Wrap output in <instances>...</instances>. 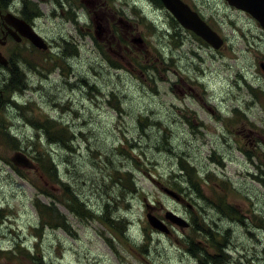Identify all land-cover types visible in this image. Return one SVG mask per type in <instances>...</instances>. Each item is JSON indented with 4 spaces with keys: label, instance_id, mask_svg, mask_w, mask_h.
<instances>
[{
    "label": "rangeland",
    "instance_id": "374dc122",
    "mask_svg": "<svg viewBox=\"0 0 264 264\" xmlns=\"http://www.w3.org/2000/svg\"><path fill=\"white\" fill-rule=\"evenodd\" d=\"M184 1L220 47L154 0H5L49 48L0 45V264H264V28Z\"/></svg>",
    "mask_w": 264,
    "mask_h": 264
},
{
    "label": "water",
    "instance_id": "95a60500",
    "mask_svg": "<svg viewBox=\"0 0 264 264\" xmlns=\"http://www.w3.org/2000/svg\"><path fill=\"white\" fill-rule=\"evenodd\" d=\"M164 6L174 15V17L186 28L193 30L198 35L202 36L205 40L210 42L214 47L218 48L223 43V39L215 32L210 26L183 0H161ZM230 5H233L239 9H243L251 13L256 19L259 20L264 27V0H227ZM3 19L7 26H9V33L17 41H21L22 37L28 38L35 46L40 49H47L48 44L44 38L34 29V27L26 20L18 17L12 12H8L3 16ZM7 42V35L0 37V44L4 45ZM0 63L7 65L9 59L0 51ZM264 68V64L261 65ZM12 161L16 165H20L27 168H34L32 161L22 152H16L12 156ZM162 190L175 198L178 201L184 202V198L176 190L160 184ZM153 208L150 207V211L147 214L150 225L164 233H169L170 228L164 220L159 218L153 213ZM166 219L173 223L178 224L182 228L189 227V222L183 217L174 213L173 211H167Z\"/></svg>",
    "mask_w": 264,
    "mask_h": 264
},
{
    "label": "flooded vegetation",
    "instance_id": "af4514ba",
    "mask_svg": "<svg viewBox=\"0 0 264 264\" xmlns=\"http://www.w3.org/2000/svg\"><path fill=\"white\" fill-rule=\"evenodd\" d=\"M86 1V4H89V5H91V6H93V8L94 9H99L98 8V0H85ZM4 3H5V0H0V25H1V35H0V37L1 36H4V35H7V42H8V40H9V38L11 37L12 39H14L16 42H22L24 39H27V38H25V37H22V40L21 41H17L14 37H13V35L11 34V33H9V30H8V28H9V26H7L6 25V23H5V21H4V19H3V16L6 14V13H8V12H12L11 10H8L7 8H5V6H4ZM244 11V10H243ZM246 12V11H245ZM14 13V12H13ZM90 14H91V18H92V20L97 24L96 26L97 27H99V29H100V31H103L104 30V28H105V23L107 22V19H106V17L104 16V15H99L98 14V12H97V10H94V11H92V12H90ZM17 15V14H16ZM36 15V14H35ZM18 17H20V18H22V19H24V20H26L27 22H29L30 23V21L28 20L29 19V16H27V15H24V17H22V16H19V15H17ZM252 16V15H251ZM255 18V17H254ZM256 19V18H255ZM257 20V19H256ZM258 21V20H257ZM108 25H109V22H108ZM109 29H111L110 27H109ZM96 33H98V32H96ZM27 40H29V39H27ZM30 41V40H29ZM31 42V41H30ZM7 44V43H6ZM0 45H2V44H0ZM5 45V44H4ZM1 64V63H0ZM10 64V60H9V63L7 64V65H9ZM1 65H3V64H1ZM6 65V66H7ZM261 65H262V63H261Z\"/></svg>",
    "mask_w": 264,
    "mask_h": 264
},
{
    "label": "trees",
    "instance_id": "16d2710c",
    "mask_svg": "<svg viewBox=\"0 0 264 264\" xmlns=\"http://www.w3.org/2000/svg\"><path fill=\"white\" fill-rule=\"evenodd\" d=\"M156 3H159V4H161L162 2H161V0H154ZM36 15H40V14H36ZM50 210H52L51 208H49ZM219 259H213L212 260V264H219Z\"/></svg>",
    "mask_w": 264,
    "mask_h": 264
},
{
    "label": "bare ground",
    "instance_id": "6f19581e",
    "mask_svg": "<svg viewBox=\"0 0 264 264\" xmlns=\"http://www.w3.org/2000/svg\"><path fill=\"white\" fill-rule=\"evenodd\" d=\"M86 193V192H85ZM87 197V196H86Z\"/></svg>",
    "mask_w": 264,
    "mask_h": 264
}]
</instances>
